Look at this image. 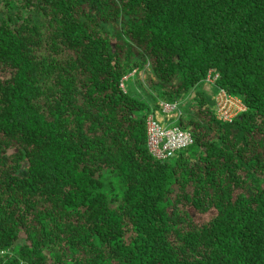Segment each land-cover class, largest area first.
Listing matches in <instances>:
<instances>
[{
  "label": "trees",
  "instance_id": "obj_1",
  "mask_svg": "<svg viewBox=\"0 0 264 264\" xmlns=\"http://www.w3.org/2000/svg\"><path fill=\"white\" fill-rule=\"evenodd\" d=\"M192 91L195 144L155 160ZM0 264H264V0H0Z\"/></svg>",
  "mask_w": 264,
  "mask_h": 264
},
{
  "label": "built area",
  "instance_id": "obj_2",
  "mask_svg": "<svg viewBox=\"0 0 264 264\" xmlns=\"http://www.w3.org/2000/svg\"><path fill=\"white\" fill-rule=\"evenodd\" d=\"M126 77L121 83L125 91ZM219 75L211 71L206 84L214 86ZM214 107L219 121L232 123L237 117L247 111L241 99L229 95L225 90H218L214 95ZM159 110L148 116L146 120L147 149L149 154L157 161H168L176 155L195 144L190 130L182 129L177 122L182 117L181 103L159 102Z\"/></svg>",
  "mask_w": 264,
  "mask_h": 264
},
{
  "label": "rangeland",
  "instance_id": "obj_3",
  "mask_svg": "<svg viewBox=\"0 0 264 264\" xmlns=\"http://www.w3.org/2000/svg\"><path fill=\"white\" fill-rule=\"evenodd\" d=\"M203 88V89H202ZM201 88V91L206 94V97L209 98L210 100L214 98V87H210L208 85H205L204 87ZM127 89L128 92L133 94L134 96H139L138 98L148 101L151 104V97L154 96L151 90L148 88L147 83H146V74L139 73L136 75L135 78H132L127 82ZM213 90V91H212ZM152 95V96H151ZM195 98H196V91H192L191 95L181 103V111L185 113V110L187 107H190V105L195 104ZM213 215L211 214H206V215H198L194 214V220L198 224H203L207 221H209L212 218Z\"/></svg>",
  "mask_w": 264,
  "mask_h": 264
}]
</instances>
